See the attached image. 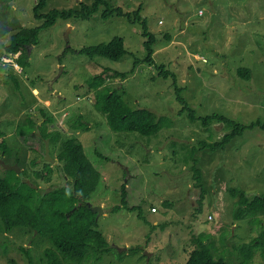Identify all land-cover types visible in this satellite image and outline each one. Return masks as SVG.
<instances>
[{"label": "rangeland", "instance_id": "rangeland-1", "mask_svg": "<svg viewBox=\"0 0 264 264\" xmlns=\"http://www.w3.org/2000/svg\"><path fill=\"white\" fill-rule=\"evenodd\" d=\"M94 1L47 0L42 13L71 9L82 2L91 5ZM36 3L37 0H0V132L3 133L0 143L5 141L15 149L10 159L0 149V175H6L3 164L14 165L16 153L25 160L21 167L36 160L33 168L26 165L27 171L41 172L44 156L22 149L15 132L19 119L26 115L41 124V111L45 110L54 115L51 129L76 137L92 165L102 173L88 203L103 206L98 228L107 240L110 253L99 262L89 260L85 264H185L193 248L191 232L208 231L217 236L219 224L224 231L228 230L229 237L235 234L234 239L239 241L247 231L248 221L232 223L234 207L228 190H243L249 199L264 196V129L257 126L245 129L216 151L201 149L200 143H215L231 132V128L218 123L204 126L200 119L191 120L187 111L179 113L182 105L176 100L171 79L159 76L153 65L140 62L126 79L110 78L107 74L113 70L129 72L133 57L127 55L122 61L112 62L76 52L122 37L125 48L134 57H143L139 25L115 16L104 20L100 18L103 7L89 21L58 20L39 33L37 45L27 48L20 66L14 63L15 59L4 63L2 58L18 56L6 54L11 36L43 21L34 18ZM112 3L125 11L142 6L141 15L157 37L154 62L163 64L175 75L176 84L182 88L181 95L195 111L196 118L216 113L243 125L264 121V0H114ZM68 48L71 51L65 52ZM106 67L110 71L103 73ZM239 67L249 68L252 75L240 77ZM6 73L17 79L18 86L5 77ZM98 74H103L101 85L117 90L129 107L165 116L171 121L170 127L161 129L155 136L110 131L105 117L93 112L96 111L92 107L93 89L89 90V85ZM76 113L84 115L87 130L73 131L67 126V120ZM95 149L104 160L96 156ZM50 157L55 162L49 163L51 173L39 181L42 189L64 183L55 153ZM192 166L201 171L206 191L202 212L198 214L201 228L194 223L200 206L196 201L198 190L192 180ZM123 184L127 189L126 202L128 207H136L134 212L123 208L111 211L120 206ZM102 198V204L98 203ZM139 212L142 218H138ZM257 218L261 220V216ZM255 226L264 228V217L261 226ZM31 239L30 234L21 235L19 231L0 232V264H10V260L28 264L20 247L32 250L39 258L41 244L32 246ZM253 264L263 261L257 256Z\"/></svg>", "mask_w": 264, "mask_h": 264}, {"label": "trees", "instance_id": "trees-1", "mask_svg": "<svg viewBox=\"0 0 264 264\" xmlns=\"http://www.w3.org/2000/svg\"><path fill=\"white\" fill-rule=\"evenodd\" d=\"M112 1L114 0H95L91 5L82 2L78 7L71 9H51L42 13V10L47 6V0H37L33 8L34 18L43 21L39 26L24 28L13 34L10 43L5 48L6 54H18L14 63L20 66L27 48L37 45L39 33L43 29L52 27L58 20L89 21L93 15L99 12L100 7H103L100 18L106 20L115 16L124 18L131 25H139L143 40L144 55L141 57L142 59L134 57L125 48L122 37H114L107 42L89 46L76 52L85 54L90 58L99 57L112 62L122 61L127 55L133 57L129 72L113 70V73L109 74L110 68L106 67L103 73H108L110 78L118 76L126 79L140 62L153 65L154 69L158 70L159 76L171 79L175 87L176 100L182 105L179 113L187 111L191 120L200 119L204 126L218 123L231 128V132L225 134L215 143H200L201 149L216 151L226 146L237 135H241L245 129L256 126L264 129V121L260 120L243 125L216 113L196 118L195 111L189 107L181 95L182 88L176 84L175 75L165 69L163 64L154 62L152 55L157 37L149 30L147 19L141 15L142 6H138L133 11H125L119 6L115 7ZM69 51H71L69 48L65 50V52ZM237 74L243 78L251 76L252 71L249 68L239 67ZM5 77L13 80L15 86H18L17 79L11 78L7 73ZM103 81V74L94 76L89 85V90L93 89L92 107L96 110L93 112L100 113L105 117L110 131L119 134L138 133L142 136H155L161 129L170 127L171 121L165 116H156L152 111L144 108L129 107L117 93V90H113L109 85H101ZM88 99L92 103V99ZM41 115L43 120H41V124H38L39 122L30 115L19 119L15 132L16 142L20 144L22 149L25 147L28 151L43 157L45 141H48L49 157L55 153L58 170L64 183L59 187L39 188V181L51 173L49 163L53 162L42 159L44 167L42 170L40 169L41 172L36 169L27 171V164H24V168L21 167L25 160L16 153L14 165L22 168L21 172L16 174L14 170L6 169V175H0V232L19 231L21 235L22 233L30 234L32 246L41 244V256L39 258L32 250L20 247L28 264H85L89 260L99 262L110 253V248L106 238L98 228L100 215L98 216L97 213L91 211L88 207L91 204L88 202L96 192L102 179V173L92 165L82 144L77 141L76 137L58 129H51L50 126L54 125L52 113L44 110L41 111ZM73 117L67 120V126L70 130L81 131L89 128L88 123L84 122L83 114L76 113ZM2 134L0 132V135ZM0 149H2L3 155H7V159H10L15 151V149L13 151L12 148L8 147L5 141L0 143ZM95 154L99 159H105L96 149ZM36 163V160H32L27 166L33 168ZM191 171L194 186L198 190L196 201L200 206L196 210L195 215L197 216L194 218V223L198 228H201V225L198 224V214L202 212L206 191L204 190L201 171L194 166H192ZM120 190V206L113 207L111 211L116 212L123 208L134 212L136 207H128V202H126V185L123 184ZM228 193L234 207L232 223L238 220H247L246 233L239 241H236L234 239L236 235L234 234L233 238L229 237L230 233L227 235L228 230L225 229L224 231L220 224L216 228L217 236L208 231L200 233L198 230L192 231L190 242L193 248L188 253L185 264H253V260L257 256L261 258L264 264V228L259 229L255 226L256 224L261 226V220L264 217V196L260 195L249 199L250 197L243 190L237 188H230ZM102 200L103 198L98 200V203H101ZM168 202L164 203L165 206L168 205ZM137 216L142 218L141 212ZM259 216H261V220L257 218ZM160 226L164 229V226ZM236 228H239L238 225ZM129 251L136 253L134 249H129ZM125 254L127 255V252H121V255ZM10 264H15V262L10 260Z\"/></svg>", "mask_w": 264, "mask_h": 264}, {"label": "water", "instance_id": "water-1", "mask_svg": "<svg viewBox=\"0 0 264 264\" xmlns=\"http://www.w3.org/2000/svg\"><path fill=\"white\" fill-rule=\"evenodd\" d=\"M44 160L49 161V162H53V160L49 157L48 141H45ZM3 166L8 170L16 169L17 172H19V168L17 167V165H5V164H3ZM88 207L91 209L92 212L97 213L98 216L103 212L101 208L92 207L91 205H88Z\"/></svg>", "mask_w": 264, "mask_h": 264}, {"label": "bare ground", "instance_id": "bare-ground-1", "mask_svg": "<svg viewBox=\"0 0 264 264\" xmlns=\"http://www.w3.org/2000/svg\"><path fill=\"white\" fill-rule=\"evenodd\" d=\"M16 57H17V56H16ZM16 57H13V56H12V58H11L12 60H11V59H8V57H5V58H2V61H3L4 63H7V62H8V63H11L10 61H13V59H15ZM5 59H7V61H5ZM44 152H45V150H44ZM102 213H103V212H102ZM102 213H101V214H102Z\"/></svg>", "mask_w": 264, "mask_h": 264}, {"label": "built area", "instance_id": "built-area-1", "mask_svg": "<svg viewBox=\"0 0 264 264\" xmlns=\"http://www.w3.org/2000/svg\"><path fill=\"white\" fill-rule=\"evenodd\" d=\"M5 61H7V59H5Z\"/></svg>", "mask_w": 264, "mask_h": 264}]
</instances>
